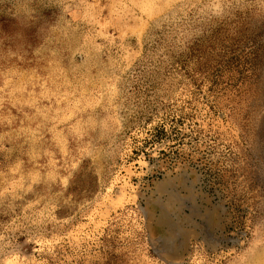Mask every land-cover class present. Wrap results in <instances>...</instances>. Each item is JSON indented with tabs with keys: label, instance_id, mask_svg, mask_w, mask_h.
I'll use <instances>...</instances> for the list:
<instances>
[{
	"label": "rangeland",
	"instance_id": "1",
	"mask_svg": "<svg viewBox=\"0 0 264 264\" xmlns=\"http://www.w3.org/2000/svg\"><path fill=\"white\" fill-rule=\"evenodd\" d=\"M0 264H264V0H0Z\"/></svg>",
	"mask_w": 264,
	"mask_h": 264
}]
</instances>
